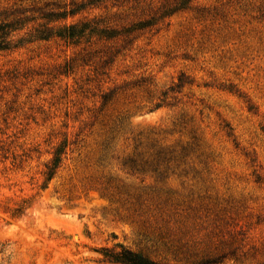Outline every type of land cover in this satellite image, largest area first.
<instances>
[{
    "label": "rangeland",
    "instance_id": "374dc122",
    "mask_svg": "<svg viewBox=\"0 0 264 264\" xmlns=\"http://www.w3.org/2000/svg\"><path fill=\"white\" fill-rule=\"evenodd\" d=\"M86 1L0 0L34 18L0 51V264H264V0L38 11ZM92 20L115 37H32Z\"/></svg>",
    "mask_w": 264,
    "mask_h": 264
},
{
    "label": "trees",
    "instance_id": "16d2710c",
    "mask_svg": "<svg viewBox=\"0 0 264 264\" xmlns=\"http://www.w3.org/2000/svg\"><path fill=\"white\" fill-rule=\"evenodd\" d=\"M112 2L113 5H116L119 0H88L81 4H72L69 9H63V11H41L40 15L42 18L48 22H56L59 19H65L68 16H75L81 11H84L87 7H98L102 3ZM189 0H174L172 3H164L160 5L151 15L150 20L146 22H140L136 25V30H142L153 25L156 21L168 17L174 13L180 12L181 10L186 9V5ZM24 13V12H23ZM6 18L0 22V51L8 50L12 48V39H9L11 33L21 30L25 24L33 20L34 18L24 17L18 18L13 21H6ZM81 24V23H80ZM72 24L68 26H63L60 28H53L49 26V23L42 24L37 28L33 29L32 37L40 41H48L54 38L60 40H65L70 43H74L77 39L79 40L86 30H89L90 33L95 34L101 38L111 39L115 37V30L108 27L101 28L100 21L94 22L88 21L83 24ZM91 25H93L91 27ZM132 29H128L126 32L127 36L131 33ZM56 161V160H54ZM57 163H53L56 165ZM53 168L48 172L47 176H52ZM104 261L111 264H162L156 261H153L141 254L131 252L129 250L121 249L120 251L107 250L103 252ZM223 256L217 257L215 259H207L199 264H221L223 261Z\"/></svg>",
    "mask_w": 264,
    "mask_h": 264
}]
</instances>
